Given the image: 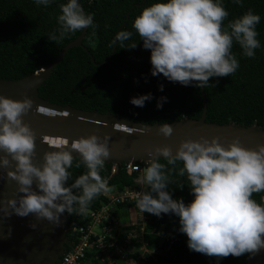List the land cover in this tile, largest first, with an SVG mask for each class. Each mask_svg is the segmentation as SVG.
<instances>
[{
  "label": "clouds",
  "instance_id": "clouds-1",
  "mask_svg": "<svg viewBox=\"0 0 264 264\" xmlns=\"http://www.w3.org/2000/svg\"><path fill=\"white\" fill-rule=\"evenodd\" d=\"M50 2L35 0L37 5L44 6ZM234 2L241 4L242 0ZM60 13L59 34L48 35L53 42L70 32L94 27L92 15L85 14L78 0L61 4ZM228 15L220 0H155L144 7L133 19L132 27L142 39L143 47L150 50L151 74H162L169 81L185 86L195 82L197 87L206 88L210 78L235 73L239 63L231 52L233 42L240 46L244 56L254 57L260 47L255 30L260 16L248 10L229 21L225 30L223 22ZM131 37L132 32L120 31L113 44L126 48L124 42ZM127 47L134 48L136 44ZM159 87L163 90L162 85ZM151 99L149 93L131 97L130 102L143 107ZM165 99L158 100V108ZM32 105L27 96L23 99L0 96V153L6 154L0 155V168H8L9 156L15 161V171L9 169L7 176L16 181L17 192L22 193L17 199L9 198L7 204L19 216L31 213L58 222L59 214L73 213L77 210L74 206L82 212L95 197L110 191L99 174L109 156V137L106 134L101 139L91 134L71 142L70 148L80 154L88 171L66 187L73 155L64 144L58 145L59 151L45 153L42 166L32 162L34 134L21 119ZM36 111L54 114L40 106ZM158 131L167 137L173 129L165 123L159 125ZM154 151L160 155L149 153L153 158L141 180L150 191L136 200L142 213L156 216L174 213L179 217V230L188 238L189 249L208 256L238 257L264 248V197L262 203L252 199L253 193L264 191V145L249 149L233 138L225 147L215 137L211 142L202 137L199 141L182 140L175 154L168 146L156 147ZM161 156L169 165L182 162L179 175H186L193 195L189 203L173 199L165 190L170 180L164 171L165 164L158 161ZM34 180L39 192L32 190ZM73 189L78 191L74 193Z\"/></svg>",
  "mask_w": 264,
  "mask_h": 264
},
{
  "label": "trees",
  "instance_id": "trees-1",
  "mask_svg": "<svg viewBox=\"0 0 264 264\" xmlns=\"http://www.w3.org/2000/svg\"><path fill=\"white\" fill-rule=\"evenodd\" d=\"M66 2L51 0L49 5L44 6L37 5L35 0H0V79L16 80L43 69L68 42L81 33L82 30L70 32L56 42L48 38L50 33L59 34L57 17L61 14L60 5ZM154 2L79 0L85 14L93 17L94 27L87 28L82 40V45L88 51L83 47L70 48L53 68L50 77L38 88V96L61 106L109 113L142 124L168 123L183 118L199 119L203 110L201 87H197L195 82L187 86L172 82L162 74L153 76L150 50L143 47L142 39L132 27L135 16ZM220 3L229 13L223 22L225 30L229 21L248 10L260 16V22L255 27L260 47L255 50L254 57L249 58L233 42L231 52L239 67L230 76L210 78L209 85L203 88L205 122L219 125L231 122L246 127L256 124L264 130V0H242L241 4L234 0H220ZM120 31L132 32V37L124 42L126 48H119L118 43L113 44ZM132 43L136 47H127ZM161 85L163 90H160ZM149 93L152 99L145 101L143 107L130 102L131 97ZM161 98L166 99L162 101V107L158 108L157 102ZM158 161L165 164L164 171L170 180L165 190L173 199L189 203L193 195L186 175H179L182 162L169 165L166 159ZM77 163L80 164L79 168L76 167ZM148 164L142 166L146 168ZM111 167L110 163L104 162V167L99 170L109 189H122L123 186L134 184V176L128 175L121 164L115 174H111ZM68 171L71 177L65 182L66 187L88 169L81 159L73 158ZM76 191L73 189L74 193ZM147 191H150L148 185L144 193ZM262 197L264 191L252 195L257 203H262ZM101 202H108L102 194L95 197L82 212L78 206H74L77 210L73 213L66 212L68 230L64 251L78 240V233L72 229L87 226V211L97 209ZM118 207L123 206L117 205V210ZM179 229V217L174 213L160 216L151 214V221L145 227L147 238H154L155 243L157 237L150 233L162 232L172 234L173 242L168 249H164V253L157 255L156 262L147 256L146 262L141 264H245L248 253L238 257L229 255L217 258L189 249L188 238ZM119 236L117 242L121 243L124 236ZM94 257L93 253L86 254L78 264H104ZM113 259L115 264H127L117 256Z\"/></svg>",
  "mask_w": 264,
  "mask_h": 264
},
{
  "label": "water",
  "instance_id": "water-1",
  "mask_svg": "<svg viewBox=\"0 0 264 264\" xmlns=\"http://www.w3.org/2000/svg\"><path fill=\"white\" fill-rule=\"evenodd\" d=\"M86 30L87 28L83 29L74 40L68 42L56 58L40 71L16 80L0 79V96L11 99H23L27 96L33 101L32 108L21 119L34 134L35 149L31 158L34 165L42 166L44 154L59 151L58 145L61 144L71 152L73 158L81 159L80 154L70 148L71 142L91 134L101 139L106 134L109 137V156L104 162L111 165L125 162L149 163L153 156L160 155L154 151L156 147L168 146L175 154L182 140L199 141L202 137L209 142L215 137L218 143L225 147L233 138L249 149L264 145V130L256 124L246 127L231 122L226 125L205 122L206 100L202 87L203 110L200 118H183L168 122L173 131L167 137L158 131L159 123L142 124L109 113L101 114L61 106L40 98L38 88L50 77L53 68L60 63L70 48L83 47L88 51L82 45ZM114 49L115 46L111 53ZM37 106L50 109L54 114L39 113L36 111ZM8 159V168H0V264H58L67 243L66 212L59 214L58 222L37 218L31 213L27 216L17 215L8 206L7 201L9 198L17 199L22 193L17 192L16 181L7 176L9 169L15 171V161H12L10 156ZM158 159L164 158L161 156ZM32 190L40 191L35 180ZM245 264H264V248L256 253H248Z\"/></svg>",
  "mask_w": 264,
  "mask_h": 264
},
{
  "label": "built area",
  "instance_id": "built-area-1",
  "mask_svg": "<svg viewBox=\"0 0 264 264\" xmlns=\"http://www.w3.org/2000/svg\"><path fill=\"white\" fill-rule=\"evenodd\" d=\"M142 164L125 162L121 163L122 169L134 176V184L123 186L122 189L113 188L101 194L108 200L107 203L101 202L100 207L95 210H88L87 226L73 228L78 233L77 242L61 255L58 264H78L86 254H94V258L104 264H115L113 259L117 256L119 260L137 261V264L145 263L147 256L155 262L157 255L164 253L172 242V234L156 232L150 233L157 237V241L147 238L145 227L151 221V213L141 212L137 207V197L144 193L145 186L141 183L144 175ZM119 165H112L111 174L117 172ZM117 205L123 206L122 208ZM130 206L125 208L124 206ZM133 209L139 222H129L120 224L117 213L119 210ZM164 213H161L162 215ZM136 218V219H137ZM124 228V230H121ZM123 235L121 243L117 242ZM165 249V250H164ZM134 262H132L134 264Z\"/></svg>",
  "mask_w": 264,
  "mask_h": 264
},
{
  "label": "rangeland",
  "instance_id": "rangeland-1",
  "mask_svg": "<svg viewBox=\"0 0 264 264\" xmlns=\"http://www.w3.org/2000/svg\"><path fill=\"white\" fill-rule=\"evenodd\" d=\"M144 184V183H143ZM147 184H144L146 187ZM118 222L120 224H125L129 222H139L137 215L133 209H125V210H119L117 213ZM137 218V219H136ZM127 264H133L132 260L125 261ZM134 264H137V261L134 262Z\"/></svg>",
  "mask_w": 264,
  "mask_h": 264
}]
</instances>
